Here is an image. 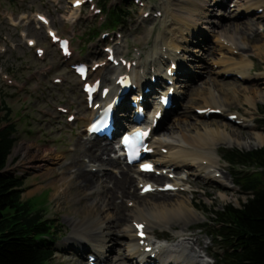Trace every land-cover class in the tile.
<instances>
[{"label": "rangeland", "instance_id": "374dc122", "mask_svg": "<svg viewBox=\"0 0 264 264\" xmlns=\"http://www.w3.org/2000/svg\"><path fill=\"white\" fill-rule=\"evenodd\" d=\"M72 1L0 0V107L2 102H5L11 110V120L17 127L16 142L6 170L11 175L20 176L24 181L23 201L33 199L32 203L43 209L44 218L55 223L57 231L53 237V244L56 253L49 264H90L89 254L106 257L104 264H137L138 258L128 256L127 238L124 236L127 226L133 229L135 217L131 212L134 203L140 201L141 204H167L175 203L176 200H182L193 207L196 216L192 217H197L198 222L192 223L175 211L163 212L152 220L158 225L164 224V228L154 226L153 229L147 230L150 243H175L180 240L179 235L183 234L191 246L194 245L197 251L206 256L209 264H220L215 257L216 253H221L223 247L213 240L210 230L204 225L212 223L211 220L215 216L211 211L214 209L221 210L230 203L239 207L249 198V194L243 193L235 184L236 173L243 168L239 170L232 168L224 160L223 154L226 150L232 149L250 151L263 147L264 144L252 149L219 144L218 157L214 156L218 165L212 169L215 172L211 175H207L208 172L199 169L197 165L194 167L191 164L167 168L163 171L168 172L162 176L152 175L153 178L159 179L160 186L166 182H174L184 189L165 194L157 191L142 195L141 179L134 174L136 170L134 167L127 168L124 163L102 166L84 159L86 163L84 169L95 173L99 181L94 188L86 192L77 186L71 187L67 200L61 196L55 197L54 187L46 186L49 178L42 176L35 168L25 166L28 156L14 154V150L20 143L25 142L40 148L42 155L49 156L48 158L54 161V167L59 169L61 165H68L73 158V150L84 149V146H79V141L83 144L87 141L85 129L91 118V109L87 107L82 92V82L74 75L71 65L85 61L90 64L103 63L107 56L104 47L109 45L117 48L121 45L123 53L120 55L129 60L137 62L142 57V63L147 60L149 65V58L155 55L160 66L150 65L145 71L153 68L151 71H158L159 75H155L161 77V82L165 83V70L173 57L164 54L167 46L161 44L164 40L170 41L168 36L166 39L164 36L167 25L172 22L178 23L177 28L180 30L186 29L184 35L190 42L183 41L182 48L174 51L178 57L174 60L180 63L176 89L181 101L179 104H175L174 101L175 108L168 113L157 129L151 143H155L157 147L162 141L172 142L171 138H178L181 134L195 137L197 129L204 131L205 128L220 131L226 129L234 137H238L241 143L252 140L253 134L264 137V18H259L264 13L252 11L239 14L236 5L240 1L243 3V0H197L195 8L203 14L191 13L192 19H188L172 12L176 8L174 4L179 0H140L139 4L133 0L126 24L113 32L100 27L106 21V13L95 12L100 9L99 0L89 1L77 14L78 19L73 15L72 19L67 20V16L73 14ZM118 3L124 4L122 0H110V5ZM91 4H95L94 9ZM180 11L187 12L185 9ZM37 13L50 17V24L59 35L71 40L74 50L72 59L66 60L61 56L57 46L48 37L46 26L37 21L35 17ZM237 24L240 31L235 35L233 30ZM244 24L250 25L249 28L252 30L243 26ZM23 33L27 37H24ZM105 33H109V36L103 38ZM227 35H234L240 47L244 49L237 50L231 47L229 39L225 37ZM28 38L36 40V47L27 46ZM38 47L44 48V58L37 56L35 49ZM243 60L251 64L250 79L241 78L236 74L237 71L219 74L228 65L223 66L222 62L229 61L234 66ZM98 70L95 71L93 79L100 78L104 82V71L102 68ZM139 73L143 74V71ZM55 78H60L61 82L55 83ZM145 78L147 81L151 80L150 74ZM152 89L154 91L156 89L154 94L157 93L158 87ZM212 94L228 106L226 111L222 114L198 115L197 110L210 104L206 102ZM62 107L68 109V113L60 112L59 109ZM232 114L239 119L228 120ZM69 115H74L76 120L69 122ZM0 116H4V112H1ZM238 121L241 123L237 124ZM156 153L153 156L157 159L161 153ZM109 157L117 158L114 151L103 155L104 159ZM162 163L165 164V161ZM123 170L134 176L135 183L128 190L130 194L126 197L120 194L106 208L107 201L102 205L104 199L103 196L102 199L99 196L101 207L95 212L102 217L112 215V219L104 225L109 226L107 232L114 234L110 239L112 241L108 242V247L99 253L93 247L98 243L89 242L82 246L73 243L71 239L76 236L75 230L81 237L90 238L93 235L88 228L77 230L75 224L77 221L88 222L86 215L90 209L89 205L93 201L97 202V188L107 185L104 183L103 175L110 173L118 176V172ZM244 170L255 171L254 168ZM169 175L174 177L170 178ZM73 176L68 173L66 181ZM220 178L228 181L224 184L216 182L218 180L214 181L221 180ZM35 184L43 187L29 195ZM221 194L227 196L223 198ZM61 202L64 203L60 206ZM101 208H105L104 213L101 212ZM118 211L126 218L120 222L119 227L116 221ZM88 224L86 223L84 228ZM168 253H164V258L169 259Z\"/></svg>", "mask_w": 264, "mask_h": 264}, {"label": "bare ground", "instance_id": "6f19581e", "mask_svg": "<svg viewBox=\"0 0 264 264\" xmlns=\"http://www.w3.org/2000/svg\"><path fill=\"white\" fill-rule=\"evenodd\" d=\"M196 1L197 0H179L177 4H174L176 8L172 12L175 15L186 16L188 19H192L191 13L199 12L203 14V12L195 8L197 4ZM191 6L193 7L191 8ZM236 7H237L236 11L238 10L239 14L240 13L246 14L264 8V0H243V3L240 1L239 3H237ZM182 9L187 10V12L182 13L180 11ZM72 10H73V14L67 16V20L72 19L73 15L75 18H78L77 14H79L81 11L80 8L74 9L73 7ZM41 15L45 16L47 19L48 25H46V28L48 30H55L50 24L51 23L50 17H48L45 14H41ZM35 17L37 18L38 14H36ZM232 17L233 16L231 15L230 18L232 19ZM259 18H264V15ZM178 25H179L178 23L174 24V22L167 25V29H166L167 32L165 33L164 39H166V37L168 36L170 41L166 42L164 40V42H162L161 44L167 46V51L164 54L168 55L169 57H173V59L175 58L178 59L175 52L182 48L183 41H185L186 43L189 42L187 36L184 35L186 29L180 30V28H177ZM243 26H247L246 28L250 27V25L248 24H244ZM249 30H252V28H249ZM239 31H240L239 25L237 24L235 25L233 34L236 35L238 34ZM225 37L229 39L231 47H233L234 49L237 50L244 49V47H240L234 35H227ZM29 39L31 38H28L27 41ZM121 53H123V46L120 45L115 49V54L119 56ZM121 56L122 55H120V57ZM141 59L142 57H140L137 60L138 67L133 69V73L136 76L135 82L136 84H138V86L140 85V81L138 78L139 77L138 71L142 70L143 72L146 73L145 70L147 66L150 65L152 67L160 66V63L158 62V58L155 57V55L149 58L150 59L149 65H147V60L146 62L142 63ZM225 64L228 65L223 72L219 73L220 75H223L226 72L237 71L236 74H239L241 78L250 79V72H249L251 67L250 62L243 60L241 62L236 63L234 66H232V63H230L229 61H225L224 63L222 62L223 66ZM102 70L104 71L103 74H104V83L106 84L105 86L108 87L110 85H114L113 75L118 76L122 74V72L125 69L123 67H115L109 64L107 67H103ZM100 71L101 69L98 70V72ZM153 75L154 74H150V78H152ZM146 79L147 78H144L143 84L148 87H154L152 80L147 81ZM148 97L149 95H147V98ZM174 98L176 100V104H179L181 101L179 94L174 95ZM207 101L208 102H206V104L208 103L210 104L200 109H207V108L220 109L222 112H224L228 107L223 101L217 99L213 94ZM149 103L150 102L148 100L147 104ZM123 107L127 108V110L129 109L130 112H133L132 108H129L126 105L125 101L122 104V108ZM168 113H169L168 111H165V114ZM94 114L95 111L91 110L92 117L94 116ZM119 116H121L122 118L124 114H120ZM92 117L89 120H91ZM171 139L173 143L171 141L165 140L159 143L160 145L157 146V148L155 143L152 144L153 147L155 146L154 148H156V151L161 153L158 156L159 158L157 159L155 158V161H157L158 163H162L161 161H165L166 166H164V168H172L173 166L177 167L179 165H187V164H191L194 167H196L197 165L199 169L207 171L208 172L207 175H211L213 172H215L212 169L215 167V165H218V161L216 160V158H214V156L218 157L217 149L219 144L227 147L240 146L243 149H252L258 146H262L264 144V137L259 134H253L252 140L241 143L238 137H234L232 134L227 132L226 129L220 131L218 129H211V128H205L204 131L197 129L195 137H189L185 134H181L178 138H171ZM214 141L216 143H213ZM79 146L80 147L84 146V149L83 150L74 149L72 154L73 158L71 162L68 165H61L59 169L54 167L55 163L54 161H51L48 158L49 156L42 155L41 149L37 148L34 145H30L25 142H22L18 146H16L14 150V154H23V156H28V158L26 159L27 163H25L24 165L27 166L28 168H35L38 172L41 173L42 176L48 177L49 182L48 184H46V186L50 185L54 187V191H55L54 196L55 197L61 196L62 199L67 200L68 192L71 187L77 186L80 190L86 192L94 188L99 181V178L96 177L97 175L95 173H93L92 171L88 172L84 169L86 164L84 159H88L90 163H95V164L99 163L102 166L106 164L110 166H114L122 163L120 158H111V157H109L108 159L103 158V155H106L109 152L113 151V145L106 142L105 139H100V138L87 139V141H85L84 144L79 141ZM162 148L167 149L166 155H163V153L161 152ZM166 159H168V161ZM127 168L129 167L127 166ZM74 169L75 171H73ZM160 169L161 168H158V170ZM68 173L73 174L74 176L69 181H66V176L68 175ZM118 174H119L118 176H114L110 173H105L103 175V178L105 180L104 183H107V185H105L103 188L102 187L97 188L98 189L97 202L93 201L91 205H89L90 209L86 215L88 222L77 221L75 224V228L77 230L88 228L93 235L89 233L92 235L90 238L85 236L81 237V235H79L75 230L74 233L76 234V236H74V239H71L73 243L79 244L81 246L86 245L89 242L98 243L96 246L93 247L97 252L100 253L101 250L108 247V242L112 241L110 239L114 237L113 236L114 234L107 232L109 226L107 225L104 226L107 221H110L112 219V215L110 214L102 217L99 213L95 214V212L99 210L101 207V206L99 207V203H100V200L98 199L99 196H101V199L103 196L104 201L102 205L107 201V204H105V208H106L109 207L112 204V202L115 200V198L120 194L122 197H126L128 194H130L128 190L135 183L134 176L133 175L131 176L129 174V171H124V170L119 171ZM134 174L139 176V178L141 179L140 183H144V182L147 183L152 181L157 183V181H159V179L153 178L154 177L152 176L153 174H142L137 169L134 170ZM214 181L219 182L220 184H224L225 181L228 180L215 179ZM231 183L233 182H229V184ZM42 187L43 186H41L40 184H35L34 188L30 191L29 195L40 190ZM221 195L223 198L227 196L225 194H221ZM63 203L64 202H61L60 206ZM105 208H101V212L104 213ZM171 211H175L182 214L184 218L188 219L192 223L198 222L197 217H192L194 215L196 216L195 209L193 207H190L188 203L182 200H176L175 203H167V204H155V203L141 204L140 201L138 203L135 202L134 209L132 210L131 214L133 215V217H135L134 219L135 222L146 223L147 229H153L154 226L164 228V224L158 225L152 219L159 217V214H162L163 212L166 213ZM123 219L124 220L126 219L124 217V214L121 211H118L116 221L119 224L117 225V227H119L120 222H122ZM86 223L89 224L86 228H84ZM124 232H125L124 236L127 238L126 248L128 251V256L130 258L139 257L140 261L143 260L144 258H150L152 254L146 253L144 251L146 246L142 247L140 245L139 243L140 239L136 236L137 232L134 226L133 229L131 228V226H127ZM179 237L180 240L176 241L175 243H168V242H162L156 244L148 243V246H151L153 248L152 249L153 252H155L154 254H156V257L154 258L155 263L158 262L159 264L160 263L162 264L161 260L162 258H164V253L169 252L168 253L169 259L164 258L165 260H167L165 264H174V263L175 264H209V262L206 261V256L203 255L201 252L197 251L194 245L191 246V244L186 241V238L184 237L183 234H180ZM99 260H107V258L99 257Z\"/></svg>", "mask_w": 264, "mask_h": 264}, {"label": "trees", "instance_id": "16d2710c", "mask_svg": "<svg viewBox=\"0 0 264 264\" xmlns=\"http://www.w3.org/2000/svg\"><path fill=\"white\" fill-rule=\"evenodd\" d=\"M110 0H99L106 21L100 27L120 28L130 16L132 2L110 6ZM0 264H49L56 250L53 237L55 223L43 216L32 200L23 201L24 181L20 176L4 172L16 142V124L11 110L2 102L0 113ZM224 160L237 172L236 185L249 194L246 202L237 207L230 203L215 216L207 227L215 242L222 245L216 253L220 264H264V147L241 151L226 150ZM254 168L248 172L244 169Z\"/></svg>", "mask_w": 264, "mask_h": 264}, {"label": "snow or ice", "instance_id": "6c2138e0", "mask_svg": "<svg viewBox=\"0 0 264 264\" xmlns=\"http://www.w3.org/2000/svg\"><path fill=\"white\" fill-rule=\"evenodd\" d=\"M147 168V166H146ZM138 228H142L143 226L142 225H137ZM141 235H143V233H141Z\"/></svg>", "mask_w": 264, "mask_h": 264}]
</instances>
